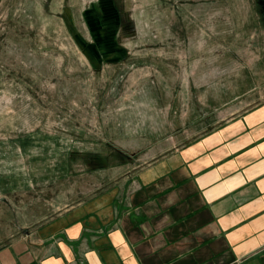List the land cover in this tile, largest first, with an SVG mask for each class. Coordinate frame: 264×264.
<instances>
[{
	"label": "rangeland",
	"instance_id": "rangeland-1",
	"mask_svg": "<svg viewBox=\"0 0 264 264\" xmlns=\"http://www.w3.org/2000/svg\"><path fill=\"white\" fill-rule=\"evenodd\" d=\"M264 100V0H0V248Z\"/></svg>",
	"mask_w": 264,
	"mask_h": 264
},
{
	"label": "crops",
	"instance_id": "crops-1",
	"mask_svg": "<svg viewBox=\"0 0 264 264\" xmlns=\"http://www.w3.org/2000/svg\"><path fill=\"white\" fill-rule=\"evenodd\" d=\"M135 179L21 225L0 264H264V100Z\"/></svg>",
	"mask_w": 264,
	"mask_h": 264
}]
</instances>
